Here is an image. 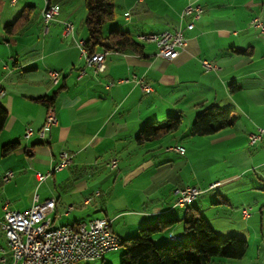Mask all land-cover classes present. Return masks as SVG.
<instances>
[{"label":"crops","instance_id":"1","mask_svg":"<svg viewBox=\"0 0 264 264\" xmlns=\"http://www.w3.org/2000/svg\"><path fill=\"white\" fill-rule=\"evenodd\" d=\"M13 1L0 0V106L8 114L0 134V222L5 204L25 212L37 197L56 201L55 227L107 219L112 232L126 240L146 225L173 219L179 222L157 234L155 244L169 245L170 234L186 242L193 233L184 228L186 208L175 205L176 191L197 187L203 193L192 206L216 233L249 244L243 260L216 264H264V137L256 146L249 143L264 129V61H256L258 47L250 35L253 31L264 39L253 25L264 0H114L115 18L105 26L106 35L127 32L143 48L110 54L101 73L86 67L77 44L88 39L85 0H52L59 14L48 25L42 14L48 0ZM189 5L204 10L193 30L186 29L192 18L182 17ZM66 23L74 25V33L66 34ZM178 29L188 45L173 61L159 58L155 44L139 39ZM204 61L217 69L207 71ZM51 73L59 75L56 82ZM139 80L152 91H143ZM43 98L54 99L57 118L44 142L37 135L25 137L28 129L38 132L45 123ZM210 106L232 111L234 123L208 141L225 149L220 150L225 151V172L207 181L192 166V152L201 153L207 141L192 136L190 127ZM178 115L183 124L188 119L186 132L182 124L156 141H136L145 126ZM12 143H19L18 149L3 156ZM180 147L184 154L175 150ZM63 152L73 163L39 182L36 175L53 170ZM112 159L118 161L115 170L106 166ZM8 171L14 177L4 183ZM215 183L219 186L210 190ZM245 208L251 213L247 219ZM110 254L101 262L113 264ZM5 257L9 248L0 227V264H6Z\"/></svg>","mask_w":264,"mask_h":264},{"label":"built area","instance_id":"2","mask_svg":"<svg viewBox=\"0 0 264 264\" xmlns=\"http://www.w3.org/2000/svg\"><path fill=\"white\" fill-rule=\"evenodd\" d=\"M13 2H16L14 0ZM204 10L201 6L189 5L184 10L182 17H191L190 23L186 26L187 30H193L195 22L198 21ZM43 21L48 25L59 14L58 7L49 5L45 2L43 10ZM70 24H65L66 34H70ZM254 27L260 30L264 35V24L259 20L253 21ZM139 39L146 43H152L157 46L158 57L164 60L173 61L186 49L188 41L184 35L183 29L174 32H164L161 34L141 35ZM81 49L82 56L87 68L93 69L97 73L104 72L106 69V57L116 51H103L90 55L85 47L84 41L77 42ZM117 53V52H116ZM207 71L216 70L213 64L204 61L202 63ZM52 80H58L57 73H51ZM137 80V77H133ZM138 84L145 92H151L152 88L146 85L142 80ZM114 84L109 85L112 87ZM57 125L55 109L50 106L47 109L46 119L43 127L34 132L28 129L25 137L31 138L35 135L41 141H45L51 129ZM264 137V129L259 128L257 133L249 137L251 146H256ZM177 152L184 154V148H176ZM73 163V157L63 152L60 155L59 164L47 174L38 173L36 175L39 182H44L55 172H61ZM107 168L115 170L118 167L117 159H112L107 163ZM14 177L13 171H8L3 176V182L8 183ZM219 183H215L210 190L216 189ZM203 193L197 187H187L176 191L175 205H191ZM100 195V193H97ZM56 207V201L51 199L40 202L36 197L32 207L25 212L12 211L8 204L3 206L4 219L0 222V227L6 237L9 248V257L3 258L6 264H80L88 262L102 261L105 256L119 249V238L111 230V222L107 219H97L89 224H79L71 227L69 231L60 230V226L55 227L53 214ZM69 210H72L70 208ZM244 218H249L251 213L249 208L242 210ZM172 239V238H170Z\"/></svg>","mask_w":264,"mask_h":264},{"label":"trees","instance_id":"3","mask_svg":"<svg viewBox=\"0 0 264 264\" xmlns=\"http://www.w3.org/2000/svg\"><path fill=\"white\" fill-rule=\"evenodd\" d=\"M48 3L54 5L52 0H48ZM85 6L87 15L84 26L88 33L85 47L90 55L100 50L121 53L142 52L143 47L129 33L119 30L110 31L108 35L104 33L105 26L115 18L114 0H85ZM15 25L6 27V30H13ZM232 88L235 89L238 86L232 85ZM40 102L50 107L53 106L54 99L43 98ZM7 118L6 110L0 106V134ZM233 123L232 111L219 106H210L197 114L191 135L195 137L213 136L231 127ZM182 124L181 116H170L164 123L145 126L137 135L136 141L140 144L156 141L177 132ZM18 147L19 143L6 145L2 151L3 156L15 152ZM178 222L173 219L162 220L142 227L135 237L120 239L124 250L121 255V264H216L226 260L241 261L246 257L249 249L246 240L236 236L227 239L220 238L207 219L194 206L186 208L182 220L185 230L193 233V237L186 242L172 241L170 240L172 234H170L169 240L171 243H176L175 245H156L154 237L169 230Z\"/></svg>","mask_w":264,"mask_h":264},{"label":"rangeland","instance_id":"4","mask_svg":"<svg viewBox=\"0 0 264 264\" xmlns=\"http://www.w3.org/2000/svg\"><path fill=\"white\" fill-rule=\"evenodd\" d=\"M117 1L119 2V0H117ZM44 7H45V4H44ZM117 11H118V9H117ZM256 13L258 15V18L264 24V8L262 9V11L260 9L256 10ZM240 14H242V12ZM77 23L80 24L79 20L77 21ZM79 30H81V27H79ZM82 30H83V28H82ZM84 31L86 32L85 29H84ZM104 32H105V34H107L106 27L104 28ZM250 35H251V39H253V41H254V44H256V46L258 47V56H257L258 58L256 59V61L262 62V61H264L263 60L264 56L262 55L263 51H264V39L260 38V35H258L257 33L253 32V31L250 32ZM166 120H167V118L164 120V122ZM184 121L185 122H184V124L182 126V129H181L182 132H186V128L188 126V119L186 117L184 118ZM191 130H192V127H190V133H191ZM190 133H188V134L190 135ZM188 139H190V138H188ZM188 139H186V141H188ZM196 139H201V140L203 139L204 141H207V142H205L206 149L202 150L201 153H198L196 151H195V153L192 152L193 153L192 154V159H193L192 160L193 161V165L192 166L194 168H196L197 171L199 172V174L203 178H205L207 181L215 180V178H222L221 175H223V172H225V170H224V168H222L223 166H221V163L223 161V158L225 157V155H223L225 153V151H220V150H225V149H221L220 147H217V145L216 146H213V145L210 146L208 141H209V139H211V136L210 137H204V138H196ZM236 156H238V154L234 155V157H236ZM109 174H113V176L115 175L114 173L105 172L104 176H108ZM212 195H214V194H212ZM199 197H198V199H199ZM194 203H195V201L191 205H189V206H187L185 208L191 207ZM214 212L215 211L208 212L209 218H213V216H214L213 213ZM213 224H215L214 225L215 227L217 226V222L215 223V221H214ZM216 228H218V227H216ZM219 237L222 238V239L229 238V237H223L222 235H219ZM170 238H175V239H177L176 241L180 240L177 236H175L173 234L170 235ZM121 244L122 243H120V247L117 250L118 252L115 251L116 253L110 254L108 256V257H112L113 264H121V255L124 252L123 248L121 247ZM175 244L176 243H171V242L169 243V245H175ZM226 261H230V260H226ZM229 263H231V262H229ZM229 263H227V264H229ZM80 264H103V263L101 261H97V262H88V263H80Z\"/></svg>","mask_w":264,"mask_h":264},{"label":"bare ground","instance_id":"5","mask_svg":"<svg viewBox=\"0 0 264 264\" xmlns=\"http://www.w3.org/2000/svg\"><path fill=\"white\" fill-rule=\"evenodd\" d=\"M74 30H75L74 25L73 24H70V34L74 33ZM187 206H189V205H182V208H185ZM60 230H62V231H69V230H71V227L70 226H67V225L66 226H60ZM170 240L176 241L177 239L172 238ZM119 247H120V239H119Z\"/></svg>","mask_w":264,"mask_h":264}]
</instances>
